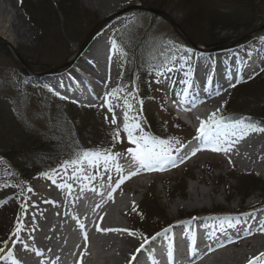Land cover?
<instances>
[{
  "label": "rangeland",
  "instance_id": "obj_1",
  "mask_svg": "<svg viewBox=\"0 0 264 264\" xmlns=\"http://www.w3.org/2000/svg\"><path fill=\"white\" fill-rule=\"evenodd\" d=\"M127 2L117 10L104 12L93 10L89 0H11L12 5L6 6L7 10L3 13L0 11V30H7V36L0 38L10 45L8 47L0 41V255L8 247L15 246L16 240L20 238L18 230H21V224L26 218V201L29 194L36 197L34 194L37 186L52 185L55 181L32 177L36 171L24 173L20 169L25 164L34 165L38 169L44 167L40 158L34 159V154L27 155L26 151L29 147L41 144L45 140L54 143L62 142L67 120L70 116L74 118L72 112L64 108V104L76 110L75 116L81 118L83 122L81 124L83 131L79 130L80 137L86 139L85 144L91 143L93 147L96 145L93 150L97 153L111 150L110 152H114L119 158L121 155H139L141 152H147L146 155H150L149 148L156 143L165 146L167 153L168 149H173L175 143L190 136V128L180 127L177 124L178 121L172 122L175 116L167 105V100H172L169 96L170 91H167L169 86L161 82L162 73L165 70L163 67L166 65L164 62L160 64L161 66H157V72L153 78H146V84L142 89L147 90L151 98L141 109H138V104L137 109L133 106H125L126 98L123 99L120 95L104 96L98 102L99 106L88 110L79 108L62 98L53 100L46 89H42L45 84L44 78L30 75L33 73L25 74L22 68H28L30 72L35 73L45 69L50 70V68L59 69L58 72H60V67L76 56L89 32L98 23L111 18L104 27L105 29L109 25L107 33L112 35L117 30L116 35H119L124 31L122 36L116 38L117 41L119 39L125 41L127 50L128 45L134 41V44L131 43V49L134 52L127 56L126 61L125 54L122 60L120 59L124 66L121 75H125L127 64L134 63L146 64L148 72L153 75L154 69L150 68L153 60L160 62L161 57L168 52L172 57L168 65L170 68L168 72H170L177 63V57L184 59L188 54L191 57L192 66L187 71L185 87L192 80L193 67L200 76L203 72L199 67L203 61L209 60L215 63L219 59L216 58L217 56L208 59V57L195 55L190 47L184 46V40L179 34L190 42L204 47L203 43L210 39H226L230 42L264 25V0H128ZM141 9H155L162 12L169 17L168 21L152 13L141 12ZM14 18L15 21H19L24 30L29 31L26 38H16L11 32L9 24ZM258 32L253 34L256 35L250 42L244 45L238 43L231 47L237 48L234 54L236 61L234 64L229 61V66L240 65L238 60L245 51L254 49L260 41L264 42V30ZM106 47L109 52L113 51L111 53L115 57L114 60H117L116 57H119L120 52L122 53L115 47L112 38L109 39L107 35L103 36V48ZM10 48L19 54L23 63L14 56ZM85 50L86 48L83 53ZM208 50L205 51L208 52ZM262 51L264 52V47ZM95 54L97 55L94 53L93 57H96ZM152 54L154 55L151 58ZM250 54L252 53H248L249 57ZM262 70L264 71V65ZM111 71L114 74V69ZM157 73L159 74L155 79ZM144 75L147 76L146 73ZM141 78L136 77L137 80ZM110 80V78L107 79V87L110 86ZM124 80L125 78L120 76L119 83ZM220 98L223 100L222 105L204 108L205 110H201V116H206L207 112L217 114L224 108L228 112L245 115L248 119L253 116L256 120L264 122V75L255 73L242 84L228 88L226 92L220 94ZM113 106L115 107L111 109ZM122 110L125 112L123 113ZM144 110L152 114V118L159 123L157 128H164L162 132L167 133L164 139H156L151 133H146L142 129L138 131V126L131 138H125L118 121V118L122 119L120 115L135 119V114H138L143 119ZM85 112L86 115L83 116ZM116 114L119 115L117 118ZM70 122L75 129L78 128L77 120ZM180 125L183 124L180 123ZM258 131L264 137V124L252 133ZM74 133L75 140L81 142L77 131ZM28 136H31L34 142L30 141ZM51 146V153L49 150L47 152L41 150L39 153L46 157V154L49 156L56 151H62L54 145ZM90 150L92 151V148ZM4 154L12 155V160L2 159ZM105 154L106 152L100 154L98 158H104ZM230 157L229 151L218 155L203 154L179 169L166 172L156 170L149 173L150 177L138 176L136 179L129 180L115 191L112 198L103 199L95 207L93 216L95 219L82 229L83 232H80L88 234L85 240H81L80 233L75 235L72 231L66 232L73 217L78 215L85 205L82 199L79 200L74 205L76 209L74 215H66L62 223L58 225L56 235L52 236L51 252L57 254L60 251V245L57 242L66 232L69 239L74 240L75 243V247L69 253L71 258L68 264H81L84 256L91 259V264H116L111 257L117 255L113 244L119 241H114L110 247L107 243H103L102 239L106 240L107 231L110 234L118 233L116 236L128 234L134 239V244H140L141 238L151 232L162 229L170 223L173 225L176 219L190 216L192 213H207L219 209L235 210L239 207V203L246 206L254 203L255 199L260 202L257 205L253 204L255 205L253 208L264 209V177L255 172L248 174L249 172L242 171L238 166L232 168L226 160ZM94 165L96 162L86 166L84 163L83 168L85 171H90L89 169ZM72 167L77 168L76 165ZM78 185L81 191L85 193L89 191L83 180H79ZM191 186L197 187L203 193L212 191L217 202L206 203L203 207L196 209L185 208L175 211L173 203L184 202L186 192L191 190ZM67 204L70 202L67 201ZM31 206L36 208L37 204L34 203ZM169 226L167 229L171 230ZM135 229L137 234L134 233ZM60 240V244L67 241ZM23 242L25 245L32 244L26 237H23ZM241 245L239 243L229 246L230 249L227 250L240 249ZM225 249L222 248L224 251ZM262 252H264V245L255 247L251 251L247 250L246 253L256 255ZM211 258L212 255H209L202 261L205 264H211ZM244 258L242 257L239 263Z\"/></svg>",
  "mask_w": 264,
  "mask_h": 264
},
{
  "label": "bare ground",
  "instance_id": "obj_2",
  "mask_svg": "<svg viewBox=\"0 0 264 264\" xmlns=\"http://www.w3.org/2000/svg\"><path fill=\"white\" fill-rule=\"evenodd\" d=\"M128 1V0H127ZM126 0H89L90 6L93 10L97 11H114L118 8L126 5L128 2ZM131 1V0H130ZM12 5L11 0H0V11L3 13L4 10L6 11V6ZM115 22V21H114ZM25 26V25H24ZM9 27L11 28V32L14 33L16 38L19 37H27V33L29 31L24 30L22 25H20L19 21H15V18L10 21ZM109 25L100 31L93 41L87 46L86 50L82 54V56L78 59V61L74 64V66L68 70L65 74L61 75L58 80H67L69 76H74L77 74V70L83 69L84 71L95 72L98 75L97 68L99 67L101 77L100 80L103 79V75L105 72L109 71L112 68L114 63L115 57H113L112 50L111 52L108 51V48H103V36H108L107 28ZM7 36V30H0V37ZM4 39V38H3ZM253 43H257L253 41ZM264 47V42L260 41L255 45L254 49H252V53L256 56L261 65H264V52L262 51ZM206 52V51H205ZM94 53H97L96 58H98V62L93 59L91 63H87V59L93 57ZM200 57H208V59L213 58V56H217L219 60L215 63L210 62L209 60L203 61L201 67L199 69L202 70L203 75L206 76L209 74L218 75L222 69V66L226 64V58L234 64L236 61L235 57V49H228L226 51L221 52H206L203 53L202 51H195ZM102 56V57H101ZM190 59L189 55H186V58H181L180 56L177 57V63L174 68V73L171 74L169 72L166 74L164 82L166 85L171 87L169 96L171 98H176L178 94L183 95V100L185 102L191 101V99H187L191 93H193L192 87L185 88L184 83L187 81L186 74L189 71L190 66ZM207 59V58H204ZM215 66V67H214ZM117 75H119V67H117ZM194 72L197 70L193 67ZM228 77H234L235 73L232 67L226 69ZM209 72V73H207ZM232 72V73H231ZM207 73V74H206ZM47 80V78H45ZM202 79V78H200ZM103 83H100L101 86ZM197 82L193 81L190 86H196ZM203 86L202 89H195L196 97L199 99L194 100L188 104V108L191 109L196 103V101H201L199 104L202 106H215L218 107L222 102V98H220V94L226 92L225 86L220 87V85H216L212 87L208 82L202 80ZM199 94V95H198ZM186 99L188 101H186ZM191 105V106H190ZM222 105V104H221ZM189 111V110H188ZM187 111V112H188ZM201 117L198 116H191L192 121H200ZM230 129V134H224L225 141H219L217 146L214 145L208 150H205L207 153L202 152L203 154H211L216 153L217 155L221 152L229 151L231 153L230 158H226L227 162L232 168L238 166L242 169V171L249 172L251 174L255 172L258 175L264 177V137L260 134V131L257 133H246L243 129L236 128H228ZM212 131V130H211ZM214 131V130H213ZM218 135V134H215ZM207 139L209 137H206ZM223 139V138H222ZM197 142L199 143H207L208 141L203 139H198ZM217 143V142H216ZM198 155V156H202ZM73 178H84L80 171L75 172L74 174H62L61 180L59 179V183L54 186H38L35 189V196L29 195L27 198V210H26V218L24 219L23 223L21 224V230L19 232L18 239L14 240L15 242V249L13 251V261L12 264H51V260L56 259L59 257V254H54L51 252L52 250V243L51 238L52 236L56 235L57 227L60 225L65 218L66 215H69V212L73 211V204H75L79 199L82 198L80 196L78 199L70 198V200H74V203L67 206L68 197L65 194L66 191L64 189H69L74 185L75 179ZM77 179V180H78ZM76 180V182H77ZM85 180V178H84ZM190 191L186 192V196L184 198V202L178 203L174 202L173 208L175 211H180L182 209H196L197 207H203L204 204H215L217 202L216 196L213 195L212 191L207 193L200 192L197 187L191 186ZM74 194V192H72ZM260 201L255 199V202L252 204H247L246 206L237 210L240 214L235 213L236 215H230L226 219H220L219 221H213L214 227L211 226L210 220H202L199 222H193L189 226L176 225L174 232L176 235L170 239L169 241L172 242H180L177 241V238L185 237L190 239L191 236H205L208 233V230L215 231L217 229H226L230 225L235 226L238 225L239 227L246 228L243 232L242 236L239 237L238 242L242 241V245L240 249L229 251V247H226L224 250H219L217 252H213V249L209 255H212L210 260L211 264H251V261L254 259L263 256L264 252L260 254H252L246 253L247 250L251 251L255 247H261L264 245V209L257 208L254 209L253 207L258 204ZM34 203L37 204L34 211H31L29 208ZM241 203H239L240 205ZM238 208V207H237ZM224 211H228L229 213H233L231 209H222ZM83 220L79 222V227L82 228V224L87 221L91 222L92 217L94 216V211L83 209ZM85 213V214H84ZM188 217V216H187ZM234 217L238 220L231 219ZM177 220V219H176ZM77 224V223H75ZM197 226H193V225ZM218 225L219 228H215ZM77 227V225H73ZM193 226V227H192ZM80 228V229H81ZM79 232H83L82 229ZM113 232V231H112ZM38 233V235H37ZM82 235V234H81ZM117 234H110L108 231L105 234L106 240H103V243H107V246L110 247L114 243V241H119L113 244L115 246L117 255L115 257H111L116 264H137L142 259H144L147 247L143 248V246L134 244V239L128 234H122L120 236H116ZM172 234L169 235V237ZM23 237H26L31 241L32 244L25 245L23 242ZM254 237V238H253ZM253 238V239H252ZM243 239V240H242ZM252 239V240H251ZM158 238L149 242L153 245L157 242ZM13 242V244H14ZM212 243V242H211ZM10 243V245H13ZM178 247H181V244H177ZM69 248L72 246L71 243L68 244ZM154 249V246H151ZM158 248L157 246H155ZM242 248V251H241ZM96 249H98L96 247ZM12 249L10 250L11 253ZM9 255V254H7ZM5 256L7 258L8 256ZM68 255V254H66ZM66 255H64L66 257ZM180 254L174 253L169 250V260H172L174 256H178ZM245 257L242 262L239 263L240 259ZM84 260L81 261V264H91L90 258L87 259L86 256L83 257ZM202 258H198L196 262L197 264H205L202 261ZM66 259V258H65ZM81 260V259H80ZM52 261V262H53ZM207 261V260H206ZM63 264H67L65 261ZM182 264V262H179Z\"/></svg>",
  "mask_w": 264,
  "mask_h": 264
},
{
  "label": "trees",
  "instance_id": "obj_3",
  "mask_svg": "<svg viewBox=\"0 0 264 264\" xmlns=\"http://www.w3.org/2000/svg\"><path fill=\"white\" fill-rule=\"evenodd\" d=\"M228 40L226 39H210L208 41H206L205 43H203V45H205L206 47H219L224 45L225 43H227ZM43 71V70H41ZM72 112V111H71ZM75 114V112L73 113ZM77 120L78 122V128L76 129L78 137L81 139V142H78L79 140H75L74 138V133H73V129L72 127H68L69 124H67L64 128V135L62 137V142L58 143V142H48V141H44L41 142V144H38L36 146H31L27 149L26 153L27 155H35L33 158L36 159V157L40 158V160H42V162L44 163L45 167H49V166H54L56 163H58L59 160H68V159H72V158H76L77 156H79L80 154H82L85 151L84 145L86 143V139L84 140L83 138L80 137L81 132H79V130H82L81 124H83V122H81V118L79 117H74L73 120ZM151 122H155V120L152 118ZM152 124V123H151ZM88 127V126H87ZM154 127V126H153ZM70 133V134H69ZM28 138L30 139V141H33V138H31V136H28ZM36 142V141H35ZM54 145L55 147H57L58 149L62 150V151H56L53 153V155H49L47 156V154L45 155L46 157H43L41 153H39L41 150L46 152L49 150V152L51 153L52 150V146ZM7 158H10L12 160V155L9 154H4ZM38 168L35 167L34 165H23L21 166L20 171L24 172V173H28L30 171V173L37 171ZM12 212V210L10 211Z\"/></svg>",
  "mask_w": 264,
  "mask_h": 264
},
{
  "label": "water",
  "instance_id": "obj_4",
  "mask_svg": "<svg viewBox=\"0 0 264 264\" xmlns=\"http://www.w3.org/2000/svg\"><path fill=\"white\" fill-rule=\"evenodd\" d=\"M156 13L162 17H165V18H169L168 16H166L164 13H161V12H158L156 11ZM106 21H103L101 23H99L98 25H96L90 32L89 34L87 35V37L85 38L84 42L82 43L81 47H80V50L77 52L76 56H74V58L72 59H69L68 61H66L65 64H63L61 67H60V70H63L65 68H68L79 56L80 52L86 47V45L88 44V42L91 40V38L93 37V35L101 28V26L105 23ZM264 28V25L258 29H255L254 31L250 32V33H246V34H243V35H240L238 36L236 39L234 40H231L229 43L225 44L224 46L220 47L219 49H224V48H228V47H231L235 44H237L238 42L240 41H243L247 38H249L250 36H252L254 33L258 32V31H261L263 30ZM1 43H3L4 45L10 47V45L7 43V42H3L2 39H0ZM15 57L22 62V59L20 58V56L15 52L13 51ZM24 65V64H23ZM25 67V65H24ZM25 70L29 71L28 68H24ZM59 69H55V70H51V71H48V72H45L44 74H49L50 72H54V71H58Z\"/></svg>",
  "mask_w": 264,
  "mask_h": 264
}]
</instances>
